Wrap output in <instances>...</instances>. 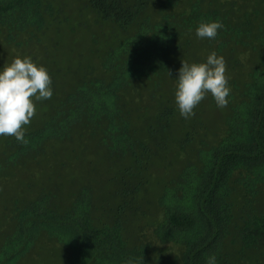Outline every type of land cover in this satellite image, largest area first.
I'll return each instance as SVG.
<instances>
[{"label": "trees", "instance_id": "1", "mask_svg": "<svg viewBox=\"0 0 264 264\" xmlns=\"http://www.w3.org/2000/svg\"><path fill=\"white\" fill-rule=\"evenodd\" d=\"M85 1L93 25L113 24L123 36L97 50L94 63L84 62L83 77L71 94L70 68L79 64L80 52H71L62 37L54 12L62 13L59 0H0L1 53L9 48L0 71L17 57H30L51 71L52 54L61 50L70 64L68 77L59 83L66 91L33 101L27 144L14 137L0 142V217L17 225L0 264L20 261L41 238L61 250L65 264H206L213 254L217 264H264V0ZM78 3L70 0L71 6ZM70 20L62 17V22ZM215 21L224 25L218 30L223 38L209 47L207 38L198 40L196 29ZM196 52L204 53L197 62L192 60ZM212 52L226 62L231 92L211 139L182 133L187 119L177 105L164 101L155 115L158 134L153 125L146 128V139L132 129L150 108L132 110L138 99L154 102L160 88L176 84L182 60L203 63ZM93 66L99 73L89 76ZM173 69L175 77H170ZM215 105L207 95L200 104L201 120L191 122L211 131ZM89 141L93 161L110 171L98 179L89 176L85 184L79 181L66 194L67 209L50 204L54 188L48 190L46 182L35 193L11 197L17 185L12 178L47 172L40 169L44 145H53L56 158L82 154L73 147ZM183 141L190 147L183 152L189 160L157 187L154 158L169 142L180 152ZM53 165L61 169L64 163L50 161ZM234 213L240 215L236 223Z\"/></svg>", "mask_w": 264, "mask_h": 264}, {"label": "rangeland", "instance_id": "2", "mask_svg": "<svg viewBox=\"0 0 264 264\" xmlns=\"http://www.w3.org/2000/svg\"><path fill=\"white\" fill-rule=\"evenodd\" d=\"M78 1V5L74 7L71 6L70 0H59V3L63 8L62 13L54 11L56 13L55 16L58 17L60 23L61 31L63 33L62 37H64L65 40L70 44L71 52H80V55L75 58V61L79 64L73 65L70 68V82L68 83L67 88L69 89L68 93L71 94L75 86L78 85L83 77V68L85 69L84 62H88L90 60L91 64L94 63V61L97 59V50H102L106 45H114L118 40L121 39V36H123V34L119 30H117V28L113 24L103 25L101 22H98L97 24L93 25L94 18L91 16L90 11L87 10L86 1ZM64 16H71V20L68 22H62V17ZM90 36H93L91 40ZM222 38L223 36L218 33L215 39H206V45L209 47H215L218 41L222 40ZM198 40H200V38H198ZM8 49L9 48H7V50L3 51L2 53L0 49V61H6V59L2 56L8 51ZM199 54L204 55L203 52H199ZM52 58L54 59L52 69L51 71L47 70L48 74L51 77V81L54 83V87L52 88V90L53 92L57 91V93H64L65 89H62L59 83L63 78L68 77L66 68L70 66V64L67 63L69 60L65 61V57L62 58V50L54 51L52 54ZM102 61L103 56L101 54L99 63H102ZM245 71V69H242L241 73ZM175 72L176 71L174 69L171 70L170 77L172 75H174L175 77ZM98 73L99 70L94 66L91 70L87 71V74H89V76L96 75ZM176 74L178 77L177 72ZM160 89L161 91L158 95L155 96L154 102H151L148 99L141 98L138 99V102L135 104V106L131 108L132 110H138L140 108L150 107L149 109H147L148 112L142 116H139L138 121H135L132 126V129L138 130L141 137L145 139L147 137L146 128L150 125H153L155 127L156 134L159 133V127L155 119L157 110L160 109L165 103L176 105V84L174 82H171L167 85V87L164 86ZM162 101H164L165 103L160 104ZM228 104L224 108H219L217 107V105L210 108V111L212 112V119L209 120L212 122L211 131H209L210 126L202 124V128L199 126V124H197V122H191L193 119L195 121H200L202 118L201 115L203 110L199 104L194 110L195 115L187 119L188 122L185 123L182 128H180V131L185 135L186 132L191 131L193 137L202 134L208 139H211L213 132L217 129L216 117L220 115L222 111L228 110ZM176 123L177 122L174 123L175 126ZM25 127L26 126H24V128ZM162 135L163 134H159L157 137H154L156 139V143ZM7 138L10 137H4L0 139V142H3ZM187 140H189L188 137ZM183 142L184 149L180 150L181 153L179 151L174 152L172 150L173 144L169 142L165 146V150L156 155V157L154 158L152 173L153 176L156 177L159 181L156 183L157 187L163 184L162 181L164 179L174 174L178 165L180 166L184 163V161L189 160L190 155H186L183 152L189 150L190 147H186V141ZM43 149L45 151V155L40 160L42 162V164L40 165V169L47 172H33L30 176L22 177L20 178V180L15 177L12 178L11 181L17 184L15 186V191L13 192V194H11L12 198H20L24 194L27 195L30 193H35V190L38 187L44 185V183L46 182L47 185H50L48 187V190H52V187L54 188V190L50 193V204H56V206H58L60 210L64 211V209H67L68 205V197L66 196V194L68 191L76 188V184L79 181L85 184L89 176H93L98 179L110 171L102 169L93 161L94 144L92 141H89L81 146L73 147V150L81 151L82 154L73 153L64 155V153H62L57 154L56 158H54L53 145L46 144L43 146ZM51 159L55 160L56 162L62 161L64 163L63 168L59 169L57 165H53L50 167V161L53 163V160ZM196 163L197 162H192L191 164L196 165ZM15 170L17 171L18 169L16 168ZM24 190L26 191L24 192ZM29 191L31 192L29 193ZM1 194L2 190L0 189V212L4 209L2 203V201H4V196ZM139 203L141 205H144L143 201H140ZM263 209L264 198L260 203V210ZM239 219L240 215L238 213H234L233 223L238 222ZM16 227L17 225L15 222L8 219L4 221V219L0 217V253L11 250V247L9 246L10 243H8L6 239L7 237L15 233ZM41 241H44V239L41 238ZM41 241L34 242L31 246L26 248L24 257L21 258L20 261H16L15 264H65V262L68 261V258L63 255L59 248L56 249V247L52 246L50 242L45 244V242L41 243ZM40 243L43 246H41ZM52 250H54V252L51 255Z\"/></svg>", "mask_w": 264, "mask_h": 264}, {"label": "clouds", "instance_id": "3", "mask_svg": "<svg viewBox=\"0 0 264 264\" xmlns=\"http://www.w3.org/2000/svg\"><path fill=\"white\" fill-rule=\"evenodd\" d=\"M224 27L220 21L200 23L196 36L215 39L218 30ZM199 53L192 57L199 61ZM169 75L171 72L168 71ZM226 62L215 52L208 55L206 62L191 63L182 60L176 79L175 103L181 117L195 115L194 109L205 101L209 94L217 107L228 104L231 89L226 76ZM51 77L43 66H37L30 57H17L0 71V136L14 137L27 144L25 128L35 115V101L48 100L53 95ZM128 264H131L129 261ZM206 264H217L216 256L210 255Z\"/></svg>", "mask_w": 264, "mask_h": 264}]
</instances>
